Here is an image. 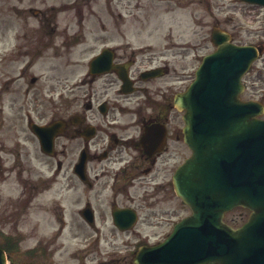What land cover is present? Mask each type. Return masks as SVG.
I'll return each instance as SVG.
<instances>
[{"label": "flooded vegetation", "instance_id": "1", "mask_svg": "<svg viewBox=\"0 0 264 264\" xmlns=\"http://www.w3.org/2000/svg\"><path fill=\"white\" fill-rule=\"evenodd\" d=\"M58 1L59 5L49 8L28 9L40 25L37 30H23L18 39L19 48V44L33 46L35 41L42 48H58L60 68L58 77L50 78V98L43 109H18L12 123L21 128L24 123L59 122L60 129L53 154L39 150L45 159L44 172L32 168L30 152L21 145L16 144L10 152L23 188L19 200L23 205L14 214H25L37 196L58 182L72 191L68 200L80 205L75 222L86 225L83 211L90 209L95 223L112 225L111 237L129 234L136 227L120 232L113 225V212L130 208L136 212V226L149 228L144 235L134 233V238L164 240L179 220L172 178L188 155L179 150L182 125L174 105L180 92L179 49L185 51L181 53L184 59L187 50L197 44L180 47L171 39L162 41L161 34L163 30L169 34L188 31L187 26L196 19L202 32L203 20L194 14L196 0ZM58 14L65 16L61 33ZM115 15L122 24L114 23ZM171 17H176L175 21ZM164 20L176 25L164 28ZM45 37L49 39L42 41ZM56 37L59 43L53 40ZM25 54L17 58L27 64L22 77L39 55H29V50ZM27 188L31 193L28 198L24 195ZM64 213L63 208L59 215L54 211L58 224H64ZM95 237L93 241L99 239Z\"/></svg>", "mask_w": 264, "mask_h": 264}, {"label": "water", "instance_id": "2", "mask_svg": "<svg viewBox=\"0 0 264 264\" xmlns=\"http://www.w3.org/2000/svg\"><path fill=\"white\" fill-rule=\"evenodd\" d=\"M264 6V0H242ZM217 49L204 57L195 80L175 98L184 111V141L190 158L174 175L177 196L191 214L180 220L162 243L141 247L134 264H264V121L263 106L241 101V77L262 47L235 46L226 34L212 35ZM42 151L50 153L52 134L34 127ZM242 207L250 214L238 228L223 221ZM129 220L116 225L129 229ZM0 264H6L0 248Z\"/></svg>", "mask_w": 264, "mask_h": 264}, {"label": "rangeland", "instance_id": "3", "mask_svg": "<svg viewBox=\"0 0 264 264\" xmlns=\"http://www.w3.org/2000/svg\"><path fill=\"white\" fill-rule=\"evenodd\" d=\"M207 1L204 0L202 5L197 3L194 5L196 18L200 16L204 18V21L210 22V25L206 22L208 25L201 33L196 32L200 29L197 22L188 25V31L185 32L174 31L169 34L163 30L161 40L171 39L178 42L180 47L187 46L192 41L197 43L202 34L209 37L214 21L218 19L221 22L220 28L223 30L230 32V29L235 27L232 33L234 43L250 45L262 42L264 45L262 8L247 6L238 0H209L210 6L208 7ZM52 5H59V1L0 0V246L9 251L8 264H83L85 258L94 259L93 264L100 262H106L104 264H128L127 257L137 245L155 243L152 240L145 241V239L139 240L133 237L134 233L146 234L149 232V228L138 225L134 232L121 236L115 233L117 236L111 237V224L103 225L97 222L91 228L79 223L78 220L75 222L80 205L67 202L69 201L68 194L72 191L64 189L61 183H54L47 192L38 196L34 201L33 208H29L25 214H14L23 205L18 201L23 188L21 177L16 175L13 170V158L8 150L14 148L16 142L20 143L24 147V151L30 152L29 159L32 168L41 172L45 171L43 166L45 159H43L42 154L40 155L35 138L28 132L25 123L21 128L13 125V112L18 110L19 105H22L24 110L43 109L45 99L49 96L50 69L58 67V61L53 58L54 49H43L42 58L32 64L27 71L28 75L40 79L38 83L30 87L28 86L29 77H26V82L24 80L14 81V84L19 82L23 85L20 91H16L14 84L5 90V84L18 75L22 68L26 67L23 63L15 62L16 57H23L16 49V44L18 34L21 33L24 25L23 21L27 18L25 16L30 14L26 12L24 17L19 16L18 13L13 12V9H43ZM171 18H174L175 21L176 17ZM28 19L29 29L39 25L37 19L32 17ZM64 19V15H57L59 33L62 32L60 26L64 24ZM174 21L164 20L163 25L164 27H174L176 25ZM121 22V19L115 15L114 23L117 25ZM132 39L135 38L132 37ZM54 40L57 43L60 42L59 37ZM201 45V48L187 50L190 54L184 59L181 57L182 50H179L178 69L181 79L179 89L193 79V73L201 62V56L213 48L208 42L201 43ZM194 54L198 56L193 57ZM54 74L57 75V71ZM48 75L49 81L47 80ZM243 82L246 88L242 99H256L264 103V54L251 66ZM27 88H30V92L25 95ZM262 118L264 119V115ZM179 150L184 156L187 154L182 143H179ZM26 191L28 192L25 193V197L28 198L31 193L29 189ZM61 208L65 212V223L62 225L56 222L53 215L54 211L59 215ZM188 213L189 210L179 202L178 217L181 218ZM59 230H61V234L57 236L56 232ZM96 235L99 237L98 246L91 248V245L95 243L93 239L96 238ZM34 248L40 250L47 248L45 257L34 255L29 259V254ZM94 248L95 253L88 255V251L92 253ZM112 254L119 258L109 259Z\"/></svg>", "mask_w": 264, "mask_h": 264}, {"label": "trees", "instance_id": "4", "mask_svg": "<svg viewBox=\"0 0 264 264\" xmlns=\"http://www.w3.org/2000/svg\"><path fill=\"white\" fill-rule=\"evenodd\" d=\"M238 217H241V214L240 213H238ZM238 219L239 218H237V219H230V221H228V223H230V224H232L234 226H237L238 224H240V220L237 221Z\"/></svg>", "mask_w": 264, "mask_h": 264}]
</instances>
